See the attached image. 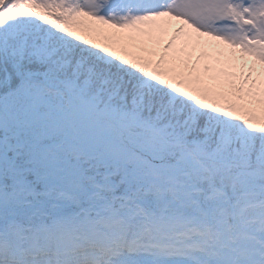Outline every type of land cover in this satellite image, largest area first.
I'll return each mask as SVG.
<instances>
[{
  "label": "snow or ice",
  "instance_id": "6c2138e0",
  "mask_svg": "<svg viewBox=\"0 0 264 264\" xmlns=\"http://www.w3.org/2000/svg\"><path fill=\"white\" fill-rule=\"evenodd\" d=\"M0 264H264V0H0Z\"/></svg>",
  "mask_w": 264,
  "mask_h": 264
}]
</instances>
